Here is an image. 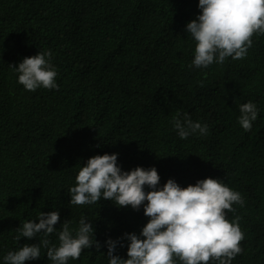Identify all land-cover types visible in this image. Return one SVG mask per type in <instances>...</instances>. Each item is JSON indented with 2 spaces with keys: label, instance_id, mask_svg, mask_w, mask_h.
Wrapping results in <instances>:
<instances>
[{
  "label": "trees",
  "instance_id": "16d2710c",
  "mask_svg": "<svg viewBox=\"0 0 264 264\" xmlns=\"http://www.w3.org/2000/svg\"><path fill=\"white\" fill-rule=\"evenodd\" d=\"M197 3L0 0V264L8 251L45 238L16 239L40 211H58L57 231L65 220L75 229L81 216L92 223L101 248L67 264H107V238L139 234L148 219L142 208L69 203L79 167L104 153H117L124 171L154 166L160 185L221 179L244 200L225 210L244 234L231 264H264V34H253L243 59L190 68L194 43L185 25ZM44 50L59 88L27 91L12 67ZM249 100L260 111L244 131L237 117ZM178 113L208 133L180 139L171 122ZM46 238L58 244L56 233ZM123 243L114 254L126 259ZM40 255L25 264H52L43 246Z\"/></svg>",
  "mask_w": 264,
  "mask_h": 264
},
{
  "label": "clouds",
  "instance_id": "9594fccd",
  "mask_svg": "<svg viewBox=\"0 0 264 264\" xmlns=\"http://www.w3.org/2000/svg\"><path fill=\"white\" fill-rule=\"evenodd\" d=\"M199 13L185 25V32L194 43L193 59L188 67L204 69L214 62L222 64L226 58L243 59L252 46L254 33L264 34V0H198ZM49 50L38 51L24 57L15 67L17 82L27 91L38 88L57 89V71L51 62ZM259 108L251 100L239 105L238 124L244 131L252 128ZM172 126L180 139L194 134L206 135L208 126L178 113ZM117 153H104L89 157L75 175V184L68 189L69 203L85 205L101 199L118 207L143 209L147 222L137 233H124L116 239L107 238L104 247L107 264H231L242 252L240 241L244 234L238 224L231 222L226 211L232 205H243L241 194L229 188L221 179L205 177L194 184L181 187L174 179L160 185L156 168L137 166L124 171L117 163ZM147 188V190H145ZM59 220L58 211L39 212L35 221L27 220L18 229L20 237H45L36 244H24L8 251L2 264H25L36 260L40 248H46L47 260L52 264H67L69 258L77 260L83 249L101 248L94 239L92 223L83 216L75 229L70 222L54 227ZM56 233L58 244L50 246L46 238ZM127 241L126 259L116 252Z\"/></svg>",
  "mask_w": 264,
  "mask_h": 264
}]
</instances>
